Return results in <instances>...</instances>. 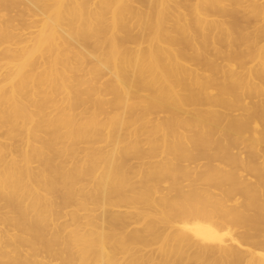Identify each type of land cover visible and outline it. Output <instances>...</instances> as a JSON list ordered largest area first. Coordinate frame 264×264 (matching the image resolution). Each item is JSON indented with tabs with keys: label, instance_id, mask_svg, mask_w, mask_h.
Masks as SVG:
<instances>
[{
	"label": "bare ground",
	"instance_id": "1",
	"mask_svg": "<svg viewBox=\"0 0 264 264\" xmlns=\"http://www.w3.org/2000/svg\"><path fill=\"white\" fill-rule=\"evenodd\" d=\"M262 234L264 0H0V264H264Z\"/></svg>",
	"mask_w": 264,
	"mask_h": 264
},
{
	"label": "rangeland",
	"instance_id": "2",
	"mask_svg": "<svg viewBox=\"0 0 264 264\" xmlns=\"http://www.w3.org/2000/svg\"><path fill=\"white\" fill-rule=\"evenodd\" d=\"M218 110V109H217ZM235 111V112H234ZM232 110V111H230V114H231V116H239V115H235V113L236 114H240V112L238 111V113H237V111L236 110ZM229 113V112H228ZM245 148H244V147ZM243 147V148H242ZM250 148V147H249ZM249 148L247 147V145H245V144H242V145H240V146H238L237 148H235V149H233V151H232V153H234V154H237L238 156L240 155L243 159H244V157H246L247 156V150L249 151ZM258 148L259 147H257V151H260V150H258ZM241 149V150H240ZM251 149V148H250ZM259 149H262V148H259ZM235 150H237V151H239V153H236V151ZM241 151V152H240ZM245 151V152H244ZM241 153H242V155H241ZM246 154V155H245ZM261 154V153H260ZM259 160H260V157L258 158V162H259ZM204 161V162H203ZM204 164H206V161L205 160H200L198 163H200V165L198 164L197 165V167H200L199 169H201L202 168V165H203V163ZM202 164V165H201ZM194 166V165H193ZM192 166V167H193ZM196 166V165H195ZM203 170V168L200 170V171H202ZM237 232L238 233H240V232H243L242 230H237ZM262 235H264V234H262ZM261 237H263V236H261ZM260 239V238H259Z\"/></svg>",
	"mask_w": 264,
	"mask_h": 264
}]
</instances>
